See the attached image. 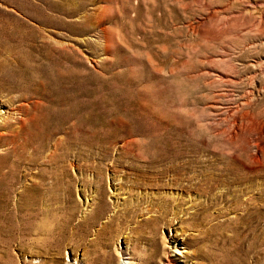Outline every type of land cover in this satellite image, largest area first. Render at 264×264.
<instances>
[{
    "label": "rangeland",
    "instance_id": "rangeland-1",
    "mask_svg": "<svg viewBox=\"0 0 264 264\" xmlns=\"http://www.w3.org/2000/svg\"><path fill=\"white\" fill-rule=\"evenodd\" d=\"M0 63V264H264V0H0ZM162 147L253 155L256 207L129 210Z\"/></svg>",
    "mask_w": 264,
    "mask_h": 264
},
{
    "label": "bare ground",
    "instance_id": "bare-ground-1",
    "mask_svg": "<svg viewBox=\"0 0 264 264\" xmlns=\"http://www.w3.org/2000/svg\"><path fill=\"white\" fill-rule=\"evenodd\" d=\"M18 90L19 89L15 85L11 84L9 80L7 81L0 74V107H2V105L8 104L12 105L9 107L13 110H20V106H22V103H18L16 106H14V102L20 99H24V94H12ZM7 95L8 97L4 98ZM10 111L11 110H1L0 114H5L0 116V120H2L0 122V129L7 128L10 125V122L8 120V118L10 117ZM167 150L170 149L168 148ZM167 150L162 147L157 150L143 152H128L127 150L124 151L122 157H125L128 154L129 156H132L142 162H157L155 164L156 169L153 175H149L146 178H133L132 186L134 187V185L141 186L154 184L160 187L162 185H172V187L166 188L171 191L185 193V195L174 196L170 194L171 191L139 193L135 202H133L134 199L126 200L127 204L125 203V206L129 210L130 207L134 204L137 205L139 203H145V210L149 213L155 207L156 210L160 212L174 213L177 212L178 205L180 203L184 205V207L181 209L182 212H188L190 209L197 207L208 217L214 216L218 214L219 211L225 210V206L222 204L224 200H226L228 204L234 207L238 206L243 201L244 203L246 202L245 205L249 214L252 212V209L256 207L255 204L252 203L254 196L251 193L249 195H246V199L248 202L241 195V192L246 190V188H248L247 193L251 191V189L249 188L255 180L254 168H256V165L254 163L253 155L243 152L228 154L227 158L229 161L227 163L226 169L233 170L234 172L232 175L226 177L225 173H222L219 176H214L207 173L206 169H201L195 172V166L198 164L197 159L200 160V156L190 154L186 151H180L179 156H177L174 151ZM194 159L196 161H193ZM197 177H199V180L201 181L197 180L191 182V179ZM238 185L242 186L238 187ZM192 192L195 194L194 197L191 196ZM155 198L158 200V204L153 201ZM172 202H176V204L173 205ZM212 207L214 208V210L211 209ZM178 213L180 214V212ZM191 215L192 214H190V217ZM165 224L169 226L172 225L169 220H166ZM202 229L205 228L202 227ZM128 258L130 257L121 258L118 264H135L134 261H130L128 260ZM165 259L167 264H174L172 259Z\"/></svg>",
    "mask_w": 264,
    "mask_h": 264
}]
</instances>
